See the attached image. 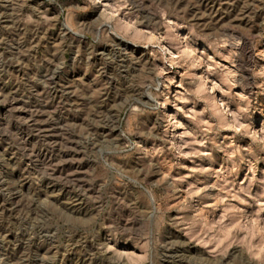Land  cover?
Instances as JSON below:
<instances>
[{
    "label": "rangeland",
    "instance_id": "374dc122",
    "mask_svg": "<svg viewBox=\"0 0 264 264\" xmlns=\"http://www.w3.org/2000/svg\"><path fill=\"white\" fill-rule=\"evenodd\" d=\"M0 264H264V0H0Z\"/></svg>",
    "mask_w": 264,
    "mask_h": 264
},
{
    "label": "bare ground",
    "instance_id": "6f19581e",
    "mask_svg": "<svg viewBox=\"0 0 264 264\" xmlns=\"http://www.w3.org/2000/svg\"><path fill=\"white\" fill-rule=\"evenodd\" d=\"M137 50H138L137 48L134 49L135 52H136ZM137 60L139 61V59H137ZM129 67H130V66H129ZM127 69H128V68H127ZM131 77H132V76H131ZM142 94H143V93H142Z\"/></svg>",
    "mask_w": 264,
    "mask_h": 264
}]
</instances>
